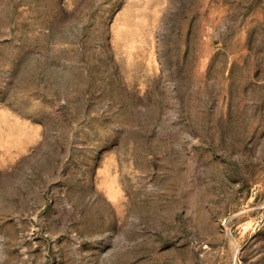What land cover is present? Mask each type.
<instances>
[{"label": "rangeland", "instance_id": "obj_1", "mask_svg": "<svg viewBox=\"0 0 264 264\" xmlns=\"http://www.w3.org/2000/svg\"><path fill=\"white\" fill-rule=\"evenodd\" d=\"M0 264H264V0H0Z\"/></svg>", "mask_w": 264, "mask_h": 264}, {"label": "built area", "instance_id": "obj_2", "mask_svg": "<svg viewBox=\"0 0 264 264\" xmlns=\"http://www.w3.org/2000/svg\"><path fill=\"white\" fill-rule=\"evenodd\" d=\"M252 225H248L247 223H243L241 226H240V229L241 231L243 232H248V231H252Z\"/></svg>", "mask_w": 264, "mask_h": 264}]
</instances>
